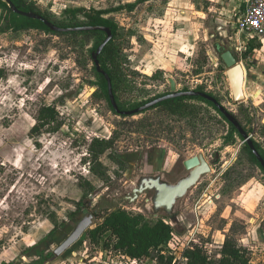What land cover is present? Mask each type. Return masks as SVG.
Masks as SVG:
<instances>
[{
  "label": "rangeland",
  "instance_id": "obj_1",
  "mask_svg": "<svg viewBox=\"0 0 264 264\" xmlns=\"http://www.w3.org/2000/svg\"><path fill=\"white\" fill-rule=\"evenodd\" d=\"M36 2L60 24L86 23L82 8L111 9L104 16L120 27L123 109L167 91L173 78L179 88L198 86L216 97L264 151V42L246 43L237 32L245 0ZM127 3L136 6L114 10ZM6 16L0 7V66L8 73L0 81V264H156L106 248L109 233L92 241L88 230L114 207L143 213L149 223L164 218L173 225L168 257L161 264H189L193 251L213 261L227 240L246 250L247 264H264V172L250 160L243 138L236 133L228 142L230 124L214 107L188 99L196 119L162 107L135 115L114 113L97 85L91 57L98 34L88 39L38 29L2 31ZM216 44L233 50L246 70L242 101L232 97ZM44 104L59 108L63 126L32 135ZM95 137L115 138L113 151L124 161H114L111 150L101 157L108 180L92 174L86 161ZM199 152L212 171L178 203L173 218L152 209L149 192L129 200L150 161L182 164ZM82 177L97 190L88 206L72 216L83 195ZM89 214L88 232L56 256L59 243Z\"/></svg>",
  "mask_w": 264,
  "mask_h": 264
},
{
  "label": "trees",
  "instance_id": "obj_2",
  "mask_svg": "<svg viewBox=\"0 0 264 264\" xmlns=\"http://www.w3.org/2000/svg\"><path fill=\"white\" fill-rule=\"evenodd\" d=\"M20 10L23 11H34L37 12L53 23L62 27H76L83 25H103L111 28L113 33V39L104 47L101 54L99 55V60L102 68L110 75L112 80L113 91L118 102L120 109H123L119 102L118 90L120 89L123 80V54L119 46L118 38L121 37L120 27L117 22L104 15L111 11V9H79L84 16L88 19L86 23H71V24H60L56 22L51 13L47 10L41 8L40 4L35 0H11ZM136 6V3H127L126 5H121L114 8V10H119L123 8H129L130 10ZM0 7L7 11V16L5 17L4 27L2 31L14 30L21 31L27 29H38L46 32H52L55 34L69 33L74 37L83 35L84 37H90L92 34H98V39L100 40L95 44V46L90 49L91 57L92 52L97 50L99 45L106 38V33L101 30H83V31H69V32H54L52 31L43 21L25 17L15 13L8 2L0 0ZM244 8V7H243ZM74 11V10H73ZM103 36V37H102ZM97 39V40H98ZM254 42L253 40L250 41ZM260 44V42H258ZM258 44V45H259ZM251 49H254L251 47ZM240 58L238 57V60ZM94 70L97 74L98 81L97 85L102 91L103 95L108 99L111 109L114 113L119 114L113 107L108 90V82L105 76L96 70L94 65ZM7 69L0 66V81L7 76ZM200 91H204L199 88ZM204 102L209 103L214 109L230 124L231 130L227 136L228 142L234 141V135L237 133L241 138L242 135L239 133L237 128L228 121V119L220 112L216 105L203 98L197 97ZM219 101V100H218ZM165 105L167 109L174 112L186 111V108L180 106V100L178 99H168L161 103ZM134 107V106H133ZM127 110V109H123ZM36 122L30 130V134L37 135L41 134L44 130H49L56 132L60 130L63 126V120L59 108L55 104H44L42 105L37 115L35 116ZM247 129V127H246ZM248 131V130H247ZM115 138L106 137H95L88 144L87 150L89 156L86 161L89 163V170L96 177L102 180H108L109 175L107 167L102 162L101 157L108 151L111 150V158L118 163H124L122 156L118 155L114 150ZM255 145L264 157V151L261 149L260 145L256 142ZM245 151L247 152L251 161L257 164L262 171L260 162L249 148L245 142ZM80 187L82 189L83 195L80 200L75 201L76 209L70 212V215H77L84 207H87L90 203L89 197L96 193L97 188L95 185L87 178L82 177L80 180ZM168 218V217H167ZM96 226L89 231V236L92 241L98 242L105 233H109L108 237L104 241V246L108 248L111 246L116 252H120L123 255L131 259L142 260L144 258H150L156 261V264H161L165 262L168 255L165 253V247L171 242L174 233V227L171 223L165 221L164 218H159L154 223H149L145 220L143 213H133L126 209L115 207L108 210L102 217ZM57 224V221H56ZM87 231V232H88ZM60 241L59 239L57 242ZM189 256V264H247L248 258L246 257V250L238 247L235 243L227 240L221 251V257L213 261L209 260L206 255L201 254L198 251L191 252ZM169 264L171 261L169 260Z\"/></svg>",
  "mask_w": 264,
  "mask_h": 264
},
{
  "label": "water",
  "instance_id": "obj_3",
  "mask_svg": "<svg viewBox=\"0 0 264 264\" xmlns=\"http://www.w3.org/2000/svg\"><path fill=\"white\" fill-rule=\"evenodd\" d=\"M8 2L11 9L22 16L29 17L32 19H37L43 21L52 31L54 32H69V31H83V30H101L104 31L107 35L104 41L99 45L97 50L92 52V58L94 61V65L96 67V70L100 73H102L107 82H108V90H109V96L111 103L114 107V109L120 114V115H135L137 113L142 112L143 110H146L150 108L151 106L155 105L157 102L163 101L165 99L184 95V96H200L203 97L211 102H213L216 107L220 110V112L228 119L230 123H232L239 133L242 135L244 141L247 143L249 148L252 150L258 161L260 162L262 168L264 169V157L260 153V151L257 149L254 140L251 138L249 133L246 131V129L242 126L240 121L236 118L234 113L229 111L216 97L213 95L204 92V91H185V92H175L177 89L175 80L173 78H170V82L172 84V90L174 93H171L169 95L160 97L158 99H155L137 109L134 110H123L120 109L118 102L116 100L113 86H112V80L110 75L102 68V65L99 60V55L101 54L104 47L113 39V33L110 27L103 26V25H83V26H76V27H62L59 26L52 21L48 20L43 15L34 12V11H23L20 10L11 0H4ZM37 1V0H35ZM221 58L223 59L224 63L227 66L226 74L228 81L230 83L232 97L235 101H242L245 99V68L243 64L238 60L233 50L228 48H222L220 50ZM185 165L188 169H191L190 174L179 180L175 184H166L161 183L160 179L157 178L155 180H152L154 185L152 187H149L148 185H145V183H140L139 187L134 189L133 193L134 196L131 199V201H135L140 194H142L146 189L148 188H155L156 193L154 197V206L155 209L158 210H166L167 214H171L173 209L178 205V203L185 198L188 191L191 190L197 182L200 180L202 175L209 173L211 168L209 166L208 161L205 159L202 152H199L198 155L191 157L185 161ZM115 208V207H114ZM93 223V214H89L84 216L80 222L76 224L73 231L67 235V237L58 245V247L53 251V253L56 256L61 255L64 253L67 249H69L76 241H78L80 238L83 237V235L87 232V230L91 227Z\"/></svg>",
  "mask_w": 264,
  "mask_h": 264
},
{
  "label": "flooded vegetation",
  "instance_id": "obj_4",
  "mask_svg": "<svg viewBox=\"0 0 264 264\" xmlns=\"http://www.w3.org/2000/svg\"><path fill=\"white\" fill-rule=\"evenodd\" d=\"M216 47H217V50L219 51V53H220V50L222 48H228L227 46H221L220 44H216ZM168 81H169V89L167 91H165L163 93L156 94V95H154L151 98H147L144 101H140L139 103L134 104L133 105L134 107L132 109H130V110L137 109V108H139V107H141V106H143V105H145V104H147V103H149V102H151V101H153L155 99H158L160 97L169 95L171 93H174V91L172 90V84H171L170 80H168ZM175 83H176V87H177V89L175 90V92H185V91H191V90H193V91H200L199 90L200 87H198V86L197 87H193V88H191L189 86H183V87L179 88V84L177 83L176 80H175ZM197 97H199V96H191V95L190 96H184V95H179V96L171 97V98H168V99H178V100H180V106L182 108L183 107L186 108V111H181V112H178V113L185 114V115H188V116H191L192 115L196 119L198 113H197V110H196L195 105H193V107L190 108L191 107L190 104L188 102H186V101H188V99L189 100L197 99ZM168 99H165V100H168ZM165 100H163V101H165ZM163 101L157 102L155 105L151 106L150 108H148L146 110H143L140 113H143L145 111H148V110H151V109H154V108H159V107H162V108H166L167 109V107L165 105H161V103ZM167 111H171V110L167 109ZM171 112H174V110L171 111ZM246 131H247V129H246ZM189 158H191V157H189ZM186 160H184L182 162V164L181 163L171 164L169 162H166V159H165V161L163 160V162H161L162 163L161 164V163L157 162V160L155 161V159H153L148 164V171L146 172V174L145 175H142L141 177H139V179H137L136 184L132 187V192L134 191V189L138 188L139 187V184L142 183V182L145 183V185H148L149 187H152V185H154V183L152 182V180H155L157 178L160 179V182L161 183H166V184H175V183H177L179 180H181L182 178H184L185 176H187L188 174H190L191 170L193 169V168L188 169L186 167V165H185V161ZM209 166L211 168V170H210V172H211L212 171V167H211L210 163H209ZM204 175H202V177ZM202 177L200 178V180L202 179ZM200 180L197 182V184L200 182ZM190 191L191 190H189L188 193ZM144 192H149V194H150V196H149V198H150V205H151L152 209L155 212H163V213H166V215H167L168 218H173V216L176 215V212H177L176 208L177 207H175L173 209V211H172L171 214H167L166 210H164V209L158 210V211L155 209V206H154V197H155L156 189L154 187L153 188H148ZM188 193H187V195H188ZM133 196H134V193H132L129 196V200H131L133 198Z\"/></svg>",
  "mask_w": 264,
  "mask_h": 264
},
{
  "label": "built area",
  "instance_id": "obj_5",
  "mask_svg": "<svg viewBox=\"0 0 264 264\" xmlns=\"http://www.w3.org/2000/svg\"><path fill=\"white\" fill-rule=\"evenodd\" d=\"M237 32L246 43L251 40L264 42V0H245Z\"/></svg>",
  "mask_w": 264,
  "mask_h": 264
}]
</instances>
